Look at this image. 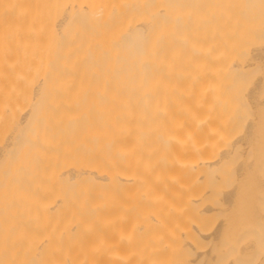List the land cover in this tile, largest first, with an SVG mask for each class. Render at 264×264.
I'll use <instances>...</instances> for the list:
<instances>
[{
	"label": "bare ground",
	"instance_id": "6f19581e",
	"mask_svg": "<svg viewBox=\"0 0 264 264\" xmlns=\"http://www.w3.org/2000/svg\"><path fill=\"white\" fill-rule=\"evenodd\" d=\"M0 264H264V0H0Z\"/></svg>",
	"mask_w": 264,
	"mask_h": 264
}]
</instances>
